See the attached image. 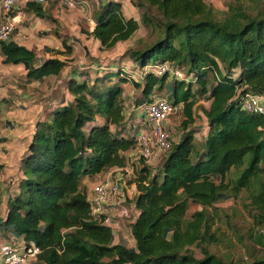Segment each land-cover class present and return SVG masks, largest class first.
<instances>
[{
    "label": "trees",
    "instance_id": "1",
    "mask_svg": "<svg viewBox=\"0 0 264 264\" xmlns=\"http://www.w3.org/2000/svg\"><path fill=\"white\" fill-rule=\"evenodd\" d=\"M129 1L138 19L107 0L93 13L88 35L100 50L140 26L154 39L128 49L126 64L114 60L69 75L70 100L46 109L21 157L17 191L0 218L3 238L39 247L30 264H264V113L242 108L247 93L264 95V0H226L222 7L207 0ZM26 7L47 17L41 4ZM62 44L71 54V45ZM44 50L51 55L40 60L10 36L0 41L2 63L21 64L28 83L58 78L68 66L59 57L65 52ZM162 65L168 68L157 74ZM127 83L139 89L133 102ZM157 98L179 109L181 134L159 165L132 171L137 215L127 224L134 245L114 243L113 230L92 217L82 180L126 166L137 148L134 119L146 120L139 108ZM202 100L210 101L201 107L207 132L197 140L194 110ZM228 200L240 201L246 229L215 206ZM222 217L244 254L218 255L204 245L231 243L211 231Z\"/></svg>",
    "mask_w": 264,
    "mask_h": 264
},
{
    "label": "crops",
    "instance_id": "2",
    "mask_svg": "<svg viewBox=\"0 0 264 264\" xmlns=\"http://www.w3.org/2000/svg\"><path fill=\"white\" fill-rule=\"evenodd\" d=\"M107 0H85L81 4L85 9L93 10V13L100 8V6L106 2ZM123 4V13L125 10L132 9L129 0H118ZM27 2L25 1L21 3L18 7L15 8L13 14L15 15V20L17 21L15 29L13 33L10 34V39L15 41L20 45H24L29 49H32L31 46L26 44L24 41V33L26 28H31L32 24L28 25V23L24 20L25 16L31 15L32 18H35L36 23L41 22V20H50L54 19V23L52 26L56 27L57 22L55 21L56 16L53 15L54 10L61 11V8H65L62 6L58 0V3H49L46 5L42 4V8L44 10V14L47 17H40L32 10H28L26 7ZM46 5V6H45ZM61 7V8H60ZM135 8V7H134ZM53 11V12H52ZM125 15V13H124ZM54 16V17H53ZM132 16V15H130ZM92 18H87L88 31H92L95 21ZM128 17V16H126ZM134 17V16H133ZM138 19V18H136ZM69 20L76 22L79 21L76 15H72ZM35 25V24H34ZM49 28H47L48 30ZM52 31L54 37L56 35L60 36L61 33L58 30H50ZM57 34H56V33ZM88 38L86 43L92 41L93 44H99V41L94 39L92 36L86 35ZM59 39V37H58ZM65 38H60V46L58 45L52 49H60L63 50L62 41ZM67 43L71 45V56L64 58H72L74 54L77 52L78 46L80 43L72 44L71 41L65 39ZM48 45V43H44L42 46ZM62 45V46H61ZM100 46V44H99ZM45 47V46H44ZM47 47V46H46ZM88 52L86 53L84 49H82L81 56L78 61L69 62L67 61L68 66L62 73V75L58 78L56 77H47L41 81H34L32 83L26 82L25 78V70L21 64H4L2 63V55L0 53V196L3 198V207L5 209L2 217L5 216L6 213V199L7 197L17 191L16 181L18 177L21 175L20 170V162L21 157L24 154L30 140L32 133L35 128V123L44 117V113L46 109H49L55 103L64 100L67 102L70 100L71 96L67 92L66 89V81L70 74H72L74 69H86L90 72L97 70L100 66H93L90 64V58L94 55L93 52L96 51L95 48H87ZM45 51V50H44ZM50 52L46 51L45 55L42 53L36 54L38 59H43L49 57ZM61 58V55H59ZM82 58L86 60V67H80L82 63ZM62 59V58H61ZM95 68V69H93ZM204 102V101H199ZM210 101H205L207 104L203 106L204 108H208ZM203 114V113H202ZM205 120V117H204ZM10 122V124L6 123ZM206 123V122H205ZM206 128H204L205 130ZM207 130H205L206 134ZM205 136V135H204ZM136 150V149H135ZM135 150L130 151L127 154V157L134 154ZM119 168H111V172L118 170ZM105 172V171H104ZM96 175L99 177L102 173ZM85 179V178H84ZM82 180V184L85 183V180ZM131 177L129 178L130 181ZM133 188L134 185L131 184ZM90 190V189H89ZM87 190V192L89 191ZM123 226V225H122ZM116 234V231H115Z\"/></svg>",
    "mask_w": 264,
    "mask_h": 264
},
{
    "label": "rangeland",
    "instance_id": "3",
    "mask_svg": "<svg viewBox=\"0 0 264 264\" xmlns=\"http://www.w3.org/2000/svg\"><path fill=\"white\" fill-rule=\"evenodd\" d=\"M211 3H213L216 7H222L223 3H225L226 0H207ZM53 3H58V0H47L46 5ZM49 4V5H50ZM45 5V6H46ZM61 8V7H60ZM61 11L54 10L53 15L56 16L54 18L57 22L56 27L52 26L54 23V19L50 20H41V22L35 21L36 17H33L31 15L25 16L24 20L28 23V25L32 24L31 28L24 29L26 33H24V41L26 44L32 47V50L35 54L42 53L45 55L46 51H44V46H47L48 48H55L58 45L60 46V38H65L72 42V44L80 43L81 45L78 46L77 52L74 54V57L72 58H64L66 56L70 57L71 54L65 52V48L63 46V50H61L63 55H61L62 59H66L69 62L78 61V59L82 56L81 54L82 49L85 50V52H88L87 48H95L96 51L93 52V60L92 58L89 59L90 64H93V66H106L110 64L112 61H118L122 60V64L127 63V58L125 57L122 59L123 54L130 48H139L142 47L148 43H150L154 36L149 34L148 30L140 26V28L128 39L125 41H120L116 44V46L110 50H100L99 44L98 46L93 44L92 41L89 43H86V40L88 39L86 35L88 34V24H87V18H92L93 16V10L85 9V6L83 7V4H78L74 8L67 9V8H61ZM125 16H134L135 18H139L140 13L138 10H136L134 7L130 10L124 11ZM72 15H76L77 18H79V21H71L69 18L72 17ZM35 24V25H34ZM47 28H49L47 30ZM50 30H58L61 35H56L54 37L52 31ZM13 33V32H12ZM59 37V39H58ZM44 43H48V45L42 46ZM62 46V45H61ZM60 50V49H59ZM86 60L82 58V63L80 67L84 68L86 67ZM85 69V68H84ZM95 69V68H93ZM155 70V68H154ZM137 72H140L137 70ZM177 76H181V73L179 72L176 74ZM138 77V74L135 75ZM139 89H134V86L132 84H125V96L129 97L131 99V102H133L132 98L136 95H138ZM129 95V96H128ZM132 96V97H131ZM203 101V100H202ZM205 102V100H204ZM204 102H200L198 107L195 108L194 113L196 116L195 124L193 127L199 128L200 131L196 133V139L200 140L205 135V130H207V126L204 120V115L202 114L201 107L207 105ZM140 110V108H139ZM181 112L179 109H176L174 113H172L165 121V127L167 131L170 134V141H175L179 135L181 134L180 128V121H181ZM135 122H137V125H134V130L138 131L140 129H145L148 127V123L146 120L140 122V119H134ZM133 121V123H134ZM36 124V123H35ZM204 128H206L204 130ZM153 153L149 156L148 160H142L140 154L138 153L137 149L134 154L130 155V157H127V163L126 167L128 172H125L127 176L125 179L130 178L133 174L134 168H139L143 164L151 165V166H157L159 165L163 160V155L165 150H157L156 145H153ZM111 170V169H110ZM110 170L105 171L102 173L99 177H93V178H85V183L83 184L84 190L87 193V190H89L92 185L97 182L98 180H102L105 176L112 173L114 174L115 171L111 172ZM132 172V173H131ZM0 200V218L2 217L5 209L2 205L3 198L2 196ZM215 206L218 207L219 210H221L223 213H227L229 216H231L232 221L236 222L241 228L243 227L246 229L247 225L249 224L248 221H244V216H242V207L240 204V201L233 202L232 200L223 201L220 203H217ZM194 208H191L193 210ZM236 215H233V214ZM227 217H222V220H218L212 227L211 231L213 233V236H216L219 239H225V237H228L231 240V243L226 240L224 243H215L216 239L213 242H210L208 244V249L211 252H214L218 255H225L229 253L230 255H242L244 254V248L241 244L235 243L236 238H234L232 234V230L229 226V224L226 222ZM248 220V219H247ZM128 223V222H127ZM127 223H122L123 226H115L114 230L116 231L114 243L119 242L120 239L123 240L124 243L128 245H134V240L131 236L129 227ZM4 233L0 231V242L6 241L4 239ZM215 237V238H216ZM192 249L195 252V255L198 257L202 256V253L198 247H192Z\"/></svg>",
    "mask_w": 264,
    "mask_h": 264
},
{
    "label": "built area",
    "instance_id": "4",
    "mask_svg": "<svg viewBox=\"0 0 264 264\" xmlns=\"http://www.w3.org/2000/svg\"><path fill=\"white\" fill-rule=\"evenodd\" d=\"M25 1L42 5L47 0H0V41L9 39L17 23L13 12ZM59 2L67 9L78 5L76 0H59ZM167 68L166 65L156 66L155 72L162 74ZM175 73L179 72L175 71ZM242 108L249 112L264 113V95L247 93L243 98ZM175 110L176 108H173L162 98L140 106V111L144 113L148 123L147 128L138 130L136 134V149L142 159L148 160L153 153V145H156L157 150L169 148L170 134L164 121ZM125 172H128L126 166L119 168L114 174L110 173L102 180L95 182L86 193L92 217L101 224L110 227L113 233H115V226L131 223L137 215L135 204L132 201L135 187H131L129 178L125 179L127 176ZM40 251L39 247L33 243L25 244L23 241L14 242L11 240L0 242V264H30Z\"/></svg>",
    "mask_w": 264,
    "mask_h": 264
}]
</instances>
